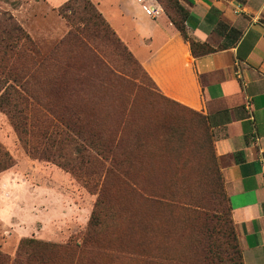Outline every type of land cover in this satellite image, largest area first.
I'll return each instance as SVG.
<instances>
[{"label": "rangeland", "instance_id": "1", "mask_svg": "<svg viewBox=\"0 0 264 264\" xmlns=\"http://www.w3.org/2000/svg\"><path fill=\"white\" fill-rule=\"evenodd\" d=\"M65 1L0 0L33 42L0 41V264H243L206 117L110 28L68 35Z\"/></svg>", "mask_w": 264, "mask_h": 264}, {"label": "crops", "instance_id": "2", "mask_svg": "<svg viewBox=\"0 0 264 264\" xmlns=\"http://www.w3.org/2000/svg\"><path fill=\"white\" fill-rule=\"evenodd\" d=\"M91 1L157 91L206 117L242 261L264 264V0H179L188 35L212 49L198 55L164 10Z\"/></svg>", "mask_w": 264, "mask_h": 264}, {"label": "trees", "instance_id": "3", "mask_svg": "<svg viewBox=\"0 0 264 264\" xmlns=\"http://www.w3.org/2000/svg\"><path fill=\"white\" fill-rule=\"evenodd\" d=\"M164 12L169 17L170 21L174 24L178 32L180 33L183 40L189 43L191 52L194 55L198 54H204L207 52H210L212 49L209 47H206L204 43L200 44L195 42L187 33L186 28V18L188 16V11L184 8V6L180 3L179 0H156ZM59 14L67 20V22L70 24V29L68 31V35H71L73 38H76L78 36H84L88 34L90 30L100 29L101 26H106L107 28H110L112 30V35H115V32L107 22V20L103 17L101 12L96 8V6L93 4L91 0H66L58 9ZM5 13L0 11V23L3 21L12 19L11 17L5 18ZM9 27H3L0 29V41H3L7 43L8 41L12 42V48L14 47L13 44L22 43L23 45H26L31 47L33 45V42L29 36L28 33H26L22 27L16 23L10 22ZM86 38V37H84ZM118 42L119 39L116 38ZM16 42V43H15ZM16 46V45H15ZM126 50L127 47L124 46ZM129 51V50H128ZM130 53V51H129ZM131 54V53H130ZM7 89L0 93V108H4V101L7 99L5 98V95L7 94ZM15 129L18 131V134H21V126L17 123V121H12ZM21 140V137L19 138ZM93 146V145H91ZM96 150L97 147H93ZM114 147L110 143L106 145H102L99 149V151L105 152V153H111L113 151ZM113 156H111V159ZM13 164L12 156L9 154V152L4 149V147L0 144V172L3 170H6ZM226 200L228 203V199L226 196ZM95 211H93L90 220L89 225L90 227H95L97 224V220L95 219ZM228 221L232 225V229L234 230V234L236 236V240L238 242V238L236 235L235 226L232 222L231 216H230V206L228 204ZM92 233L90 235H87V239L91 238ZM86 239V241H87ZM239 246V243H238ZM240 248V246H239ZM240 252V258L242 260L241 256V249ZM243 263V261H242ZM244 264V263H243Z\"/></svg>", "mask_w": 264, "mask_h": 264}, {"label": "built area", "instance_id": "4", "mask_svg": "<svg viewBox=\"0 0 264 264\" xmlns=\"http://www.w3.org/2000/svg\"><path fill=\"white\" fill-rule=\"evenodd\" d=\"M142 10L151 17H157L163 10L156 0H137Z\"/></svg>", "mask_w": 264, "mask_h": 264}]
</instances>
